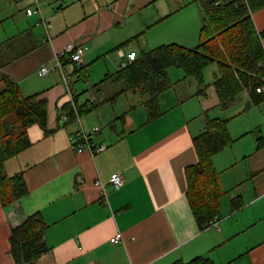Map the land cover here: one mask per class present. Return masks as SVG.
<instances>
[{"label":"crops","instance_id":"obj_1","mask_svg":"<svg viewBox=\"0 0 264 264\" xmlns=\"http://www.w3.org/2000/svg\"><path fill=\"white\" fill-rule=\"evenodd\" d=\"M58 1L49 7L59 11L49 16L52 24L42 4L50 39L39 17L24 13L25 24L7 39L22 33L27 51L2 52L0 93L7 76L22 96L43 99L46 131L29 125V145L3 163L5 174L23 173L27 194L0 202V264H15L11 228L32 214L44 224L48 247L35 264H172L198 256L215 264H264V124L249 114L250 105L264 99L253 104L245 91L222 108L212 86L198 95L193 77L168 67L171 85L157 97L159 114L149 119L143 95L121 92V82L104 79L121 68L126 51L195 46L202 24L197 0ZM251 16L264 32V7ZM68 43L86 46L79 64L84 75L70 63L62 68L82 107V126L100 128L94 139L106 145L102 152L77 153L69 140L77 123L59 122L68 100L54 64ZM42 66L50 69L44 76L37 72ZM242 95L248 105L228 114ZM216 117L228 119L234 141L211 156L223 193L213 217L217 226L201 229L187 198L186 170L198 162L195 138L206 119ZM115 173L122 177L118 189L108 181ZM117 233L121 240L110 242Z\"/></svg>","mask_w":264,"mask_h":264},{"label":"trees","instance_id":"obj_2","mask_svg":"<svg viewBox=\"0 0 264 264\" xmlns=\"http://www.w3.org/2000/svg\"><path fill=\"white\" fill-rule=\"evenodd\" d=\"M202 24L199 42L193 47L176 43L160 45L141 51L134 60L106 79L123 84L122 91H138L145 97L144 104L151 119L159 114L158 95L170 87L168 67L183 70L184 77H193L198 83V95L205 96L212 86L219 106L226 108L243 92L250 102L259 103L264 93L255 89L264 84V47L261 38L264 32L255 28L252 12L264 7V0H197ZM25 36L22 33L0 44L2 52H26ZM17 54L8 59H14ZM216 64L211 85H204L203 70ZM75 72L84 75L83 67L75 66ZM6 88L0 93V202L7 205L27 194L23 173L11 176L4 173V161L29 145L26 129L37 123L44 130L46 107L36 95L22 96L17 85L4 77ZM80 113L82 107L78 106ZM46 131V130H45ZM260 140V137H258ZM228 130L227 118H209L204 131L195 138L198 152L197 164L186 170L187 198L201 229L209 225L218 214L219 197L223 193L211 156L233 143ZM260 142L258 147H260ZM240 203L233 202L237 208ZM44 224L38 214L28 216L20 225L11 228L9 242L15 264H35L48 247L43 237ZM172 264H215L212 259L198 256L188 262Z\"/></svg>","mask_w":264,"mask_h":264},{"label":"built area","instance_id":"obj_3","mask_svg":"<svg viewBox=\"0 0 264 264\" xmlns=\"http://www.w3.org/2000/svg\"><path fill=\"white\" fill-rule=\"evenodd\" d=\"M21 0H16L19 2ZM58 2V0H30L27 7L24 9L26 16L37 15L39 17V22L44 26L46 30V39H50L49 29L51 27L50 23L44 19L42 13V4L52 5ZM86 50V46L80 43H68L62 50L55 56L54 69L58 70L61 74V81L65 88V96L68 100V106L66 108H61L59 110V122L60 124H68L70 122H76L78 127L74 133L69 136V140L75 151L77 153L88 152L94 154L97 152H102L106 149V145L98 143L94 139V135L100 130L99 126H93L89 129H86L82 126L80 120V112L78 110V105L76 101V95L71 92L69 88L68 77L63 72L62 65L64 62L73 64L78 67L81 63L82 56ZM125 61L121 63V67H124L130 61L134 60L136 57V52L133 50L126 51L123 54ZM49 68L42 66L38 70V74L41 76L46 75L49 72ZM257 93H264V84L255 89ZM109 184L114 188L118 189L122 184V177L119 174H112L109 177ZM98 186H102L100 181L95 183ZM104 192V191H103ZM105 195V194H104ZM218 219L217 217L213 218L209 225L217 226ZM121 240L120 233L115 234L110 238V242L117 243Z\"/></svg>","mask_w":264,"mask_h":264},{"label":"rangeland","instance_id":"obj_4","mask_svg":"<svg viewBox=\"0 0 264 264\" xmlns=\"http://www.w3.org/2000/svg\"><path fill=\"white\" fill-rule=\"evenodd\" d=\"M30 0H21L19 2H16V0H0V41H3L10 37L11 35L16 34L17 29H20L25 24V18H24V9L28 6ZM58 2L54 3V8ZM52 5H44L43 7H46L43 9L44 17L49 20V22L52 24L53 20L49 17L53 13L57 14L59 11L55 9V12L49 11V7ZM200 38V28L198 32L197 39ZM199 42V40H198ZM197 42V43H198ZM216 65L210 64L209 66L205 67L203 70V83L204 85H211V82L213 80V74L216 72ZM38 72V71H37ZM173 80V76L171 77ZM248 101H246V95H242L239 100L235 102L233 106L230 107V111H228V114L230 115H236L242 111L247 104ZM240 106V111L237 112V108ZM249 114L258 121V124H264V102L258 105H250V111Z\"/></svg>","mask_w":264,"mask_h":264}]
</instances>
